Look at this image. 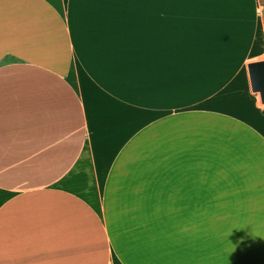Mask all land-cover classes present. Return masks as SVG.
<instances>
[{"label":"crops","instance_id":"0c3cea01","mask_svg":"<svg viewBox=\"0 0 264 264\" xmlns=\"http://www.w3.org/2000/svg\"><path fill=\"white\" fill-rule=\"evenodd\" d=\"M264 0H0V264H264Z\"/></svg>","mask_w":264,"mask_h":264},{"label":"water","instance_id":"95a60500","mask_svg":"<svg viewBox=\"0 0 264 264\" xmlns=\"http://www.w3.org/2000/svg\"><path fill=\"white\" fill-rule=\"evenodd\" d=\"M246 68L250 90L257 93L259 102L264 104V61L249 63Z\"/></svg>","mask_w":264,"mask_h":264}]
</instances>
